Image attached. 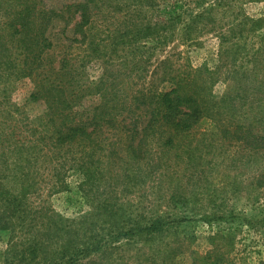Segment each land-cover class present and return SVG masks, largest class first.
<instances>
[{"label":"trees","instance_id":"1","mask_svg":"<svg viewBox=\"0 0 264 264\" xmlns=\"http://www.w3.org/2000/svg\"><path fill=\"white\" fill-rule=\"evenodd\" d=\"M178 1L63 0L56 7L0 0V230L11 235L6 264H128L133 258L171 264L175 249L163 242L160 220L124 228L114 222L113 231L97 235L95 218L115 219L117 203L155 179L182 202L198 193L264 188V47L243 51L241 42L256 22L240 15L232 0H186V7ZM208 34L222 48L220 65L165 69L163 89L146 83L148 44L196 42ZM241 51L243 68L234 65ZM223 64L229 66L226 87L215 95ZM94 66L101 73L91 80ZM24 79L33 85L28 102L43 105L35 117L12 100ZM201 119L214 131H197ZM71 172L81 175L80 191L92 202L97 217L89 222L45 205L67 190ZM207 259L233 264L220 252Z\"/></svg>","mask_w":264,"mask_h":264},{"label":"rangeland","instance_id":"2","mask_svg":"<svg viewBox=\"0 0 264 264\" xmlns=\"http://www.w3.org/2000/svg\"><path fill=\"white\" fill-rule=\"evenodd\" d=\"M55 1L63 0H44L48 5L57 7ZM178 2V7H186V0ZM232 4L240 15L256 22L254 29L241 41L245 43L243 51L247 48L251 51L258 45L264 47V0H232ZM59 27H63V24L60 23ZM249 27L251 25L247 23L246 28ZM56 37L62 40L63 36L59 34ZM148 45L150 49L144 55V79L158 89L168 86L162 80L165 69L194 68L203 64L213 69L220 65L222 48L210 34L200 36L196 42L177 39L164 45ZM243 51L234 57V65L239 68H243L246 57ZM228 70L229 66L225 64L219 67L218 82L214 86L215 95H220L225 89ZM89 73V78L95 80L101 71L94 66ZM32 90L33 85L29 80H20L14 87L12 100L30 117H35L42 113L43 105L28 102ZM195 128L197 131H214L212 122L207 119H201ZM244 178H247V174H244ZM66 182L67 190L48 197L45 205L66 219L78 222L86 217L89 222L96 214L92 202L80 191L81 175L71 172ZM150 185L143 191L121 199L117 203L115 219L107 222L104 220L106 217L96 216L93 233L106 235L113 231L110 227L114 222L120 223L124 228L132 223L144 224L152 218L162 222L167 230L163 242L175 249L171 264H212L207 256L213 252L222 253L233 264H264V188L252 193H246L245 190L234 193L222 190L223 192H211L208 195L198 193L195 201L182 202L171 198V192L166 189L167 183L158 184L155 179ZM140 192L143 193L142 197ZM214 193L212 201L208 202ZM10 237L9 231L0 230V264L7 263ZM120 239L124 241L123 238ZM132 253L134 252H128V255H133ZM128 264L139 263L133 258L128 260Z\"/></svg>","mask_w":264,"mask_h":264}]
</instances>
